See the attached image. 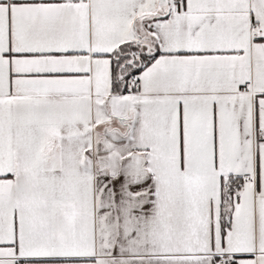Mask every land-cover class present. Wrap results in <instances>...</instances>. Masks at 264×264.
Here are the masks:
<instances>
[{"label": "snow or ice", "instance_id": "6c2138e0", "mask_svg": "<svg viewBox=\"0 0 264 264\" xmlns=\"http://www.w3.org/2000/svg\"><path fill=\"white\" fill-rule=\"evenodd\" d=\"M0 264H264V0H0Z\"/></svg>", "mask_w": 264, "mask_h": 264}]
</instances>
